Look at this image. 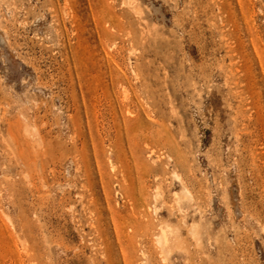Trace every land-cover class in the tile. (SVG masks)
<instances>
[{
	"label": "rangeland",
	"instance_id": "rangeland-1",
	"mask_svg": "<svg viewBox=\"0 0 264 264\" xmlns=\"http://www.w3.org/2000/svg\"><path fill=\"white\" fill-rule=\"evenodd\" d=\"M0 264H264V0H0Z\"/></svg>",
	"mask_w": 264,
	"mask_h": 264
},
{
	"label": "bare ground",
	"instance_id": "bare-ground-1",
	"mask_svg": "<svg viewBox=\"0 0 264 264\" xmlns=\"http://www.w3.org/2000/svg\"><path fill=\"white\" fill-rule=\"evenodd\" d=\"M166 240H167L166 233H164V235L160 236V242H166Z\"/></svg>",
	"mask_w": 264,
	"mask_h": 264
}]
</instances>
